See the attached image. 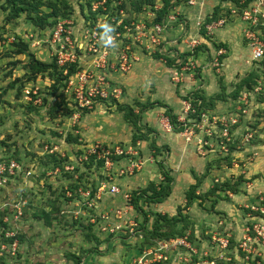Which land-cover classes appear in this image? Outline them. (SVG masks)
Segmentation results:
<instances>
[{
    "label": "rangeland",
    "instance_id": "rangeland-1",
    "mask_svg": "<svg viewBox=\"0 0 264 264\" xmlns=\"http://www.w3.org/2000/svg\"><path fill=\"white\" fill-rule=\"evenodd\" d=\"M68 1L70 18H60L59 20L71 22V24L67 23V28H70L73 38L79 37L83 34L85 25L89 27V24H93L94 19L90 16L87 7L80 3L82 1ZM122 1L128 0H120L118 3ZM205 1L210 2V7L207 11L204 9L205 12H201L199 9L192 25L190 21L188 23L182 22L180 27L174 23L171 30L170 28L167 29L162 36L163 39L165 35L168 36L170 31L174 32L173 38L177 40H173L179 44L183 42L179 49L181 54L186 53L188 48L191 50L190 45L195 38L192 35V29L194 25L196 27V22H200L204 15H206L204 18L208 20L207 16H211L218 5V0H214L215 5L212 0ZM155 2L154 10L156 11V6H163V0H155ZM219 2L221 3L222 0ZM203 4L204 2H201L200 6ZM197 5L198 1L195 0L193 6L196 7ZM151 11L152 9L147 7L143 9L140 15L132 16L124 11V15H121L120 18L124 17V20L130 23L127 25L131 26L132 23L139 24L142 20L150 21L153 16L151 15L150 19L147 17ZM176 13L179 14L177 10ZM7 14L8 12L1 10L0 6V157L17 161L21 171L17 172L15 176L9 177L4 186L0 183V220L8 227L7 229L3 225L0 226V264H76L74 258H77L80 264H264V236L258 235L256 231V226L260 225L261 228H264V223L262 225L261 222L259 223L251 215H248L249 212L253 215L255 212H260L252 211L258 210L259 207L261 211H264V65L261 61H252L253 54L247 55L248 52L245 51L244 54L249 56L250 63H252L251 70L255 69L260 74L258 84L261 91L255 92L254 98L248 95V104H245L244 101L240 102L241 94L239 100L230 102L229 107L217 112V115H238V125L230 130L233 135V142L229 144L232 145L233 151H229L227 155L219 152V142L222 139L217 133L212 138L214 152H210V156L205 157L199 163L200 169L196 172L202 177L206 168L205 165H208L209 162L212 165L218 164L221 166L220 170L222 169V171L214 172L215 168H213L211 177L205 182V186L208 184V187L203 188V184L200 185L198 196L225 182L239 183V193L248 194L247 203L245 202L244 205L243 202H237L234 204L232 213L225 212L224 214L219 205L212 207V204L219 202L218 199L229 197V195L225 192H218L219 194L214 196L209 195L210 199L205 200L202 206L198 205L197 200L194 201V204L189 207L191 209L188 210V207H185L186 193L191 185L196 184L197 179L194 178L193 173L183 172L177 164L175 167L181 171L179 173L189 174V178H192L193 181L185 183V187L177 186L175 182L178 173L175 172L172 176L174 182L169 200L148 208L142 199L140 205L145 213L134 208L126 215V218H130L131 224H133L128 229L134 232V236L127 237L129 234L122 227V232L118 229L113 234L118 235L110 237L101 233L99 226H94L97 224L88 221L84 215L88 210L84 206L72 200H79L77 196L84 191L91 190L94 194L97 190L93 189V186L105 184L106 188L103 195L106 199L104 205L115 207L120 202H116L114 205L115 202L112 203L113 200L108 198L115 197L119 193L110 192L111 183L117 185L118 188L116 189L119 190L115 192H122L121 198L124 201L123 194H129L133 199L132 191L140 187V184L131 185V180L145 178V184H143L145 187L150 183V180L155 181L156 184H160L163 180L156 169V164L154 169L149 168L151 162L146 164L149 161L145 160L146 158H139L146 166L135 171L133 176L120 175L122 164L128 165L133 156L131 153L125 154V150L135 146L131 139L132 129L127 123H124L123 128L122 113L116 108L120 103L124 105L126 100H133L132 94L126 92L128 90L122 83L124 76L121 73L117 74L119 75L117 76L118 81L113 82L123 91L122 97L118 100L120 103L116 104V100L113 99L106 100L108 103L102 107V112H99L97 116V122L98 119L103 120V122H100L98 126L95 123L90 125L93 128L96 126V130L100 134H102L101 132H104L103 134L112 132V136L121 134V139L117 142L114 139L109 143L96 142L97 140H94L92 135L89 136L88 133H85L86 120L90 122L96 119L93 118L92 114L94 109L81 111L73 106L71 97L65 92L67 80L58 86L55 84V90L52 89L53 80L48 75L45 77L39 75L36 80L28 81L25 69L28 57L10 54L12 40L21 38L30 44V50L37 59L50 62L54 47L52 50V45L48 40L53 29L49 28L44 32L34 30L24 17L6 23ZM220 15L225 14L220 12ZM227 18L228 26H232L231 28L235 30L239 29L238 32L244 36L246 26L243 20L245 19H239L238 16L233 17L232 20L228 16ZM195 32H198V29ZM200 33L204 39L202 45L204 46L206 43L214 48L213 44H210L211 41L207 40L208 37L201 31ZM170 39L172 40V38ZM74 40L78 41V38H74ZM212 40H217L215 35L212 36ZM118 42L119 46L128 43L127 40L121 39ZM238 45L243 44L239 42ZM197 46H201V44ZM213 54L214 50L212 49L211 56ZM15 62L18 63L14 64ZM151 79L154 80L155 78ZM171 82L181 84L178 81L172 80ZM151 97L150 95L149 98ZM55 101L60 105L57 109H55ZM129 103L136 105L135 100ZM243 109L248 110V113L244 114ZM178 111H182L181 108ZM153 112L156 118L158 115L157 125L159 128L167 133L172 132L171 129H167L169 120L164 109L158 108ZM183 113L182 111L180 115ZM179 122L181 123L178 119L177 123ZM144 132L147 133L146 130ZM247 134H252L249 141L246 139ZM149 140H154L153 134L150 135ZM138 143L140 142L136 144L138 145ZM116 148L124 151V155L115 157L116 160L122 159L124 162L122 164L117 162L118 169L115 173L112 171L111 176L110 171L102 169L103 165L101 166L99 163L101 160L97 159L93 152L97 151L103 155L108 151L114 152ZM171 157H173L171 153L168 156L167 154L166 156L162 155L166 167L172 170L174 164L171 162ZM228 168H232V171H229ZM146 170H149L151 174L149 179L148 174H141ZM122 181L124 182L122 183ZM84 185H90L91 188L86 189L83 187ZM246 186L250 187V190ZM254 199L258 201L259 205L254 203ZM28 201L32 203L31 206L28 205L30 208H27ZM123 201L121 204L124 203ZM251 204L254 205L250 209ZM179 208L183 211L182 215L188 214L192 221L186 234L191 236L194 231L192 227L195 228L196 242L193 244L190 242V244L197 254H191L188 252L191 249L183 245L179 247L189 250H172L175 242H168L167 248L160 252L157 250L158 245L166 241L159 239L155 245L144 244L141 247L144 239L139 234H142L140 226L144 223L145 214L149 220L148 228L152 229L157 213L162 215L169 213L170 216H176ZM42 210L50 212L49 219L41 216ZM34 214L38 215L34 217ZM125 226L129 227V225ZM166 229V227L161 228L162 232ZM247 229H250L249 234H254L255 239H252L247 245L245 244L246 246L242 249L246 255L235 250L233 254H230L228 248H225L221 243L227 240L226 236H228L233 241L236 239V244L239 242L240 247L243 238L247 235ZM3 231L5 234L2 235ZM15 235L17 236L15 242L17 243L14 242L16 244L14 251L13 246L15 244L10 245L6 239ZM197 237L202 241L199 242ZM185 238L178 237L175 239ZM206 255L209 256L208 259H206ZM140 261L142 262L140 263Z\"/></svg>",
    "mask_w": 264,
    "mask_h": 264
},
{
    "label": "trees",
    "instance_id": "trees-1",
    "mask_svg": "<svg viewBox=\"0 0 264 264\" xmlns=\"http://www.w3.org/2000/svg\"><path fill=\"white\" fill-rule=\"evenodd\" d=\"M80 1H82V2H80L81 4H84L87 7V9L89 10V14H90V16L93 17L94 21H96L98 19V17L103 13L109 14L110 16L115 17L117 20H119L120 16L122 15L120 13V10L126 11L132 16V15H138V14L140 15L142 13L143 9L150 7L152 9V11L155 13L154 23L162 22V20L165 18V16H167L173 9H176L179 12L177 21L180 23H182V22L184 23V19L187 16V9L189 6H191L188 4L189 0H184V1L183 0H163V3H162L163 6L160 9L155 11L154 10L155 3H156L155 0H128V1H122L121 3H118L120 0H116V1L115 0H108V2L106 4L107 9L105 11L102 10L101 7L97 11H91L92 5L94 3L101 1V0H80ZM222 2H224L225 4L220 6V3H219V5L216 6L213 14L207 18L208 19L207 21L210 22L212 20H218L219 18L224 17V16L226 18L228 16L230 18V20H232L233 17H235L233 15L234 13L232 12V10L236 9L237 12L240 13L242 8H246L247 6L250 5V2H247L245 5H240L239 0H222ZM0 3H1L0 4L1 10L8 12L6 19H5L6 23H11L13 21H17L20 17H24L27 21H29L31 26H33V29L37 30V31L39 30V32H44V30H47L49 28L53 29L55 24H57V22L60 18H65V19L70 18V6H69L68 0H0ZM111 5H113V7H111ZM220 12L224 13L225 15H220ZM95 23L91 24V25H95ZM107 23H110L115 28V31L111 34L112 36H114L118 33L125 32L124 25L130 24V23H128L127 20H124V23H122V25H117V22H112L110 20H108ZM227 25L228 24L226 22L225 27ZM245 26H243V27H245ZM251 29L253 30L254 27H251ZM98 30H99L100 37H101L103 29L100 27V28H98ZM50 31H51V29H50ZM164 33H162L161 39H162V36ZM202 33L205 34L204 29L202 30ZM74 38H78V37H74ZM242 38H243V41H244L246 48L249 49L247 52H248V54H250L251 49L248 47L249 40L246 39L244 36H242ZM120 39L121 40H127L126 38H122V37L117 38V43H118V40H120ZM164 40L165 39L163 38L162 39V45L160 46V49H162L161 53L159 52V50H156V52H154V53H152V52L147 53L145 51L141 52V53L151 55L156 60L165 59V63H163L162 61L161 62L159 61V62L164 67H166L168 70H170V74H171L172 71L175 69L180 70V67L176 63L174 58H172V57L170 58V56H168L169 54L167 55L168 52L166 51V49L164 50V48H163ZM207 40L211 41V43L213 44L214 47H216L217 50L220 48H223L226 50V53L219 57V66H220L222 64V61L224 59L228 58L227 46L225 43H217V41L212 40V37L211 38L208 37ZM11 47H12V49L10 51L11 55H15V56L26 55L28 57V62L25 64V69L27 71L26 78L28 81L36 80L39 75H42L44 77L48 75L50 77V79L53 80L54 84L52 86V89L55 90L56 89L55 84H57V86H58L60 83L62 84L63 81H66V80L68 81L70 79L71 75L76 72L78 65H71L68 68L69 74L66 76L63 75L64 69L60 68L58 66V64L56 62V56L55 55H52V59L50 60V62H45V61H41V60L37 59L35 57V55L33 54V52H31V50H30V44L21 38H16V39L14 38V41L12 42ZM201 48H203V45L201 47L199 46L195 50L197 51ZM261 62L264 65V59ZM17 63L18 62H15L14 64H17ZM10 64H12V63L10 62ZM244 75L245 76L239 77V79H236L235 81H233L234 86H232L233 90L231 89L230 93H226L227 87L221 83L220 92L215 94L212 97L206 96L204 92L201 93L199 90L183 96L182 99L189 101L193 107V110H194V113H189V115L187 117L188 120H191L192 122H189L188 124H186V126H184V124H182L180 122L177 123L179 116H178V113H175V111L172 107H169L165 103H162L159 101L152 102L149 100L144 104L136 101L135 102V104H136L135 108L132 107L131 104H127V103H125L124 105H121V103H120V105L116 107L122 113L123 120H125V122L132 129L131 139H132L133 144H135V146H133V147L135 148V150L139 149V151H138L139 154L136 158H146L145 160H149L148 162L151 161V159L149 157L150 153L147 151H143L144 149L140 148V145L142 142H144V143L147 142L149 144V146L147 145L146 148L153 150V154H152L153 156H155V157L159 156L160 157L159 158L160 160L157 159L154 164H156V166H157L156 169L159 171L158 173L163 177V180L160 182V184H156L155 181L150 180V183L147 184L146 187H143V188L139 187L138 189L132 191L131 194L133 196V199L131 197V202H129V203H132V205L134 206V208H136V210H139L142 213L144 212L143 207H141V205H140V200H142V199H144L143 202H145V204L147 205L148 208L152 207L154 205H157V204H163L164 201L169 200L170 195H171L172 190H173L172 184L174 182V179L172 177L173 176V174H172L173 170L166 167V163L164 162V159L162 158V155H164V156H166V154H167V156L170 155V148L168 146L159 147L155 140H153V141L149 140L150 135L151 134L154 135L156 130L153 129L152 127H150L147 123H143L144 114L147 113L148 111H152V110H155L157 108H163L165 111V115H166L167 119L169 120V123L172 127V131H174L176 133H182L185 129L191 128L193 122L199 123L203 113H209L210 111L215 110L219 102L237 101V100H239L241 94L243 95V93L252 92L254 90V88L259 85L258 79L260 78V74L257 70H255V69L250 70L249 69L247 72L244 73ZM67 81H66V84H67ZM55 94H57V93H55ZM117 103L118 102L116 100V104ZM54 105H55V109H57L60 106L57 101L54 102ZM137 110H138V112H137ZM225 115H227V114H225ZM144 130H146L147 133H145ZM142 133H144V135H142ZM195 134L196 135H194L193 137H197V146H198V140L202 136L197 129H196ZM137 142H140L139 145L136 144ZM130 147H132V146H130ZM228 148H229V151H233V147L231 144H228ZM116 149L111 154L106 155V157L108 156L112 160H114L116 162H120V159H119V161H117L115 158L117 156L115 154ZM208 149H210V148L208 146H205L204 150H205L206 155L210 153ZM128 150H129V147L125 150V152H128ZM199 154H200V152H199ZM96 156H97V159H99L98 155H96ZM200 156L203 157L202 154H200ZM99 160H101V162H99V163L102 166L104 164L105 159L102 158ZM211 165L212 164H210V162L208 165H205L206 168L204 169V174L202 175V177L200 175H198L195 171H192V173H193L192 175L194 176L195 179H197V182H196V184L191 185L189 187L187 193H186V206L185 207H188V210L191 209L189 207H191L194 204V201L197 200L199 202L198 205L202 206V204L205 200L208 201L210 199L209 195L214 196L218 192H225L228 195L229 194H233V195H240L241 194V193H239L240 191L238 189V186L240 185L239 183L231 184L230 182H225V183H222L220 185L215 186L213 189L206 192L205 194L198 196L199 195L198 188L200 187V185L203 184L202 185L203 188L208 187L207 186L208 184H206V186H205V182L207 181V179H209V177H211L210 175H211V172L213 171V168L214 167H217V168L221 167L216 163L213 164L212 166ZM145 166L146 165H144L143 167H145ZM216 182H218V181H216ZM83 187H85L86 189H89V187L91 188L90 185H88V186L84 185ZM97 187H98V185L93 186V189L97 190ZM219 188H220V191H219ZM81 194L77 196L79 200L73 199L72 201L73 202L76 201L77 203H80L81 206H83L84 205L83 204V197ZM121 195H122V192H121ZM121 195H117L115 197H111L108 199H112L113 200L112 203L115 202V203H113L114 205L116 204V202H120L115 207H123L125 205V203H126V205L128 203L123 201L124 203L121 204L122 203ZM114 198H118V199H114ZM228 198L229 197L218 199L220 203L214 202L212 204V207H214L215 205H219V208H221L220 210L223 211L224 214H225V212L226 213H232L234 204H237V202H239V203H242V202L240 200H232L231 198H229V200H228ZM105 199L106 198L103 197V199L101 201L100 208L98 210L102 211L104 209L109 208V206L106 207L104 205ZM123 199H124V195H123ZM220 200H222V201H220ZM256 201L257 200L254 199V203L258 204V201L257 202ZM28 205L31 206L32 203L28 201L27 208H30ZM253 205L254 204L250 205V209ZM260 205L262 206L263 204H260ZM149 211H151V210H149ZM252 211H260V212H255L254 215H253V213L249 212L248 215H251L254 218V220L261 222V223H264V213L261 212V208L259 207L258 210H252ZM182 212H183L182 209L179 208L178 214L176 216H170L171 214H169V213L163 214V215L160 213H157L156 218L153 222L152 229L148 228V221L149 220H148V216L145 214L144 223H142L140 226V231L142 232V234H139L144 239V242L142 243L141 247H143L144 244L155 245L158 242L157 239H159L161 241L169 242L171 239H175L178 237H182V238L186 237L189 242H191L192 244L195 243L196 242V237L194 234L195 228L192 227V229L194 231L192 232L191 236L186 234L187 231L189 230L190 224L192 223L191 218L188 214L185 216L182 215ZM37 215L38 214H34V217H36ZM41 216L46 218V219H49L50 218V212L42 210ZM97 223L101 224V221L98 219ZM98 224L94 225V226H99L100 232L106 235L105 232L101 231L102 226H100ZM1 225H3L4 227H7L6 224H3L2 220H0V226ZM90 227H91V225H90ZM163 227L167 228L165 230L166 232L165 231L162 232L161 228H163ZM7 229H8V227H7ZM137 231H139V230H137ZM3 234H5L4 231H3L2 235ZM109 236L111 237V235H109ZM129 236L130 235H127V237H129ZM226 238L228 241L227 248L230 251V254H233L234 253L233 251L235 250L236 252H242L243 255H246L245 252H243L242 248L239 247L240 243L238 242V244H236V239L233 241V239L232 238L230 239V237H228V236H226ZM6 240H8V243L10 245H12V244H14L15 240L17 241V236L15 235L11 238H7ZM197 240L199 242L202 241L201 239H199V237H197ZM179 250L188 251V249H184L181 247L176 248V251H179ZM188 252H190L191 254L192 253L194 254V252H191V251H188ZM207 255H209V254H207ZM207 255H206V259H208V257H209ZM70 257H71V255H70ZM235 257H237V256H235ZM74 259H75L76 264H80V261H78L77 258H74Z\"/></svg>",
    "mask_w": 264,
    "mask_h": 264
},
{
    "label": "built area",
    "instance_id": "built-area-1",
    "mask_svg": "<svg viewBox=\"0 0 264 264\" xmlns=\"http://www.w3.org/2000/svg\"><path fill=\"white\" fill-rule=\"evenodd\" d=\"M107 2L108 0H101L94 3L91 11H97L100 7L105 11L107 9ZM194 2L195 0H189L188 4L193 6ZM247 2H250V5L246 8H242L240 13H238L236 9L232 10V12L235 17L238 16L239 19H245L243 20V23L246 25L244 37L249 40L248 47L251 49V54H253L252 61H262L264 59V0H239L240 5H245ZM160 8L161 7L156 6V10ZM120 13L124 15L123 10H120ZM151 15L153 17L148 22L142 20L139 24L132 23L131 26L124 25L125 32L112 36L115 47L111 48L104 45L98 28L108 20L117 22V25H122V23H124V17L117 20L109 14H101L96 21H93V24L96 22L95 25L89 24V27L85 25L83 34L78 37V41L74 40L72 37L73 33L70 31V28H67L68 24H71V22L58 20L57 24H55L53 30L50 32L48 42L52 45V50L54 47L53 55L56 56L58 66L64 69L63 75L66 76L69 74V66L78 65L76 72L71 75L65 88V92L71 97V102L76 109L91 111L99 102H104L108 99L118 101L122 97L123 91L113 83L114 81L111 75L120 73L126 74L132 70L134 64L140 60V51L154 53L156 50H159L160 53L162 52V49H160L162 45L161 35L177 22L178 15L176 9H173L165 16L162 22L159 23H154L155 13L153 11L149 13L147 19H150ZM226 22L228 21L225 16L210 22L204 17L200 22L197 21L194 29H198L199 37L192 40L193 43L190 45L191 49L193 50L198 47L197 45H200L202 40V38H200V31L202 32L204 29L205 36L211 38L218 30L225 27ZM251 27H254V29L252 30ZM121 37L127 39L128 43L126 45H118L119 42L117 43V38ZM225 53L226 50L223 48L216 50L213 57L215 67H219V57ZM184 64L185 63L182 62L180 65L183 67ZM194 64L193 62L186 63V71H190V68L195 67ZM179 73L175 71L173 76L174 81L181 77ZM260 91L261 87L258 85L254 89V92ZM248 95V93H243L240 102L244 101L245 104H248ZM183 104L184 113L180 115L178 119L186 126V124L192 122L188 120L187 117L189 113H194V110L189 101L185 100ZM243 113L247 114L248 110L243 109ZM238 123V115L228 116L225 114L217 115L203 113L199 123L193 122L191 128L184 130V135L187 137V140H190L191 137L196 135L195 132L197 129L202 136L198 140V151L205 156V146L210 148L209 152H214L212 138L218 133L219 138L222 139L219 142V152L223 155H227L229 153L228 144L233 142V135L230 130L236 127ZM218 127H220V129H217ZM167 129L172 130L170 123L167 125ZM247 135L248 137L246 139L249 141L252 138V134ZM134 150L133 148H129L128 152H125V154L131 153L133 156L130 158L128 165L125 166L122 164L120 175L133 176L135 171H139L144 166V162L136 158L139 154L138 150ZM93 153L98 155L99 159H105L102 169L110 171L112 176V171L115 173L118 166L116 161L108 156L106 157V155L111 153L109 151L105 152L103 155L97 153V151ZM115 154L117 156L124 155V151H120V149L117 148ZM19 171H21V167L17 161L0 158V183L3 184L2 186L5 185L4 183L8 181L9 177L15 176ZM111 180H113V178H111ZM110 185H112L110 190L111 193H119L118 195H121V192H115L119 190L116 189L118 188L117 185L114 183ZM105 188V184H101L97 187V191L94 195L91 190L84 191L81 194L83 197V206L88 210L84 215L92 224H98L97 220L99 219L101 221L100 226H102L101 231L105 232L106 235L115 237L118 235H113L116 233L115 231L118 229L121 230L123 227L131 237L134 232L132 230L129 231L130 229L128 228L133 226V224H131L130 218H126V215L134 210L132 203H129L131 202V196L129 194H123L125 199L124 202H127V205L125 203L123 207L117 208L112 206L101 211L98 210L100 208L98 205L101 204L104 197L103 192ZM261 212L264 213V211ZM125 225H129V227ZM246 231H248L247 237L245 236L243 238L242 245H240L242 249H244V246H246L248 242L255 239L254 235L249 234L250 229ZM256 231L258 235L264 236V228H261L260 225L256 226ZM120 232H122V230ZM169 242H175L172 250L183 245L191 249V252L196 253V250L191 247L187 238L171 239ZM167 243L168 242H163L159 244L157 250L163 252L162 250L168 246ZM14 244H12V246ZM221 244L226 248L228 241L224 240ZM13 250H16V244L13 246ZM141 262L142 261H140V263Z\"/></svg>",
    "mask_w": 264,
    "mask_h": 264
},
{
    "label": "crops",
    "instance_id": "crops-1",
    "mask_svg": "<svg viewBox=\"0 0 264 264\" xmlns=\"http://www.w3.org/2000/svg\"><path fill=\"white\" fill-rule=\"evenodd\" d=\"M197 1H198V5L196 7L194 6L188 7L187 9L188 18L184 20L185 23H188V21H190L192 25L193 19L196 16L195 14L198 13L199 9L202 12L204 9L205 11H207L208 8L210 7V4H209L210 2H206L205 0H197ZM201 2H204L203 6H200ZM212 3L215 5L214 0H212ZM217 3L219 5L220 3L219 0ZM223 4L225 3L221 2L220 6H222ZM204 17H206V15H204ZM207 17H210V16H207ZM176 23L178 27L182 25V23L180 22H176ZM194 27L192 29V26H191V29L193 30L192 35H194V37L197 38L199 37V33L195 32ZM231 27L232 26L227 25L223 29L218 30L215 34L217 43L218 42L225 43L227 46V50H228V58L224 59L222 61V64L219 67L214 66L213 57L217 50L215 49V47L212 48L209 44L205 43V46H203V48L197 51L195 49L198 48L199 46L193 50L192 49L190 50V48H188V51L186 53L184 52L181 54V51L179 49L183 42H181V44H179L178 42H175L177 39L173 38L174 32L172 31L169 32L168 36L166 35L164 36V39L166 40H164L163 42V48L164 50L166 49V51L169 54L168 56H170V58L172 57L175 59L176 63L180 67V70H177V69L173 70L171 73L172 75H171L170 70H168L166 67H164L160 63L161 61L165 63V59L156 60L151 55L143 54L140 52V60L134 64L132 70H130L125 75L122 74L124 76V80L122 83L124 87H126V89L128 90L126 92H128L129 94H132L131 98H133V100L132 99L126 100L127 102L125 103L131 104L129 102H132L134 100L136 102V98H137V102H141L143 104L149 100L152 102L160 100L162 103L165 102L166 105H168L169 107H172L175 113H178V116H180L184 108L183 102L185 101L182 99V97L185 95H188L194 91L199 90L201 93L204 92L206 96L212 97L215 94L220 92L221 83L227 87L226 93H230L231 89H233L232 86H234L233 81H235L236 79H239V77H242L245 72H247L249 69L251 70L252 68V63H250L249 56H247L249 54L247 55L244 54L246 53L245 51L246 50L248 51L249 49L246 48L244 44L242 34L238 32L239 29L235 30L234 28H231ZM240 29L241 30L243 29L241 27V24H240ZM170 30H171V27H170ZM170 38H172V40ZM200 38H202L201 34H200ZM203 42H204V39L201 40V43H200L201 46ZM239 42H241V44L243 45L239 46L238 45ZM212 49L214 50L213 56H211ZM182 62L185 63L183 67L180 65ZM190 62L195 63L194 64L195 67L190 68V71H186L185 69L186 63H190ZM175 71H178V73L180 72L179 74L181 75V77L176 81L181 82V84H174L171 82L173 80ZM128 75L130 76L127 77ZM117 76L119 75L117 74L111 75V78L113 79L114 82L118 81ZM153 77L155 78L154 80L151 79ZM142 81H144V83H141ZM125 84L128 86H126ZM152 85H156V86L152 88L150 87ZM256 93L253 90L252 92H249L248 94L254 98V96H256L255 95ZM150 95L152 96L151 98H149ZM117 102L120 103L119 101ZM107 103L108 102L106 101L104 102L102 101L96 104L94 110L92 111V114L94 116L93 118H96L95 121L88 122L86 120V123H85L86 125L85 133H88L89 136L92 135L93 139L97 140L96 142L109 143L111 140L115 139V142H117L119 139H121L120 138L121 134L112 136L113 134L112 132L109 134H103L104 132H101L102 134H100L96 130L97 129L96 126L100 125V122L101 123L103 122V120L101 119H98V122H97V116L99 115V112H102V107L106 105ZM230 105L231 104L228 101L219 102L216 109L213 111H210L209 113L217 114L219 110L221 111L222 109H226ZM131 106L135 108V105L131 104ZM180 108L182 111L179 112L178 110ZM153 111H156V109L152 111H148L147 113L144 114V121L150 127L156 130L157 133L155 132V134L153 135V139L157 142V145L159 147L168 146L170 148L171 156H173L171 157V162L174 164L172 165L173 166L172 174L174 175L175 172L178 173L176 174L177 179L175 183L177 186L185 187V183L189 181L192 182L193 179L189 178V174H180L179 172L181 171H178V169L175 166L178 164L179 168H181L182 171L185 173H192L193 170L195 172H198L200 169L199 163H201L202 160L205 159V157L210 156V155L205 154V156L203 157L200 156L197 150L198 149L197 137H191L189 141L187 140V137L184 135V131L182 133H176L174 131L167 133L164 130L160 129L159 125H157L158 124L157 120H159L157 119L158 115L156 118V115H154ZM122 122H123L122 125L124 128V125H125L124 123L126 122L125 120H122ZM93 123H95V125L97 124L94 128L90 126ZM92 137L90 138L92 139ZM147 145L149 146L147 142L146 143L142 142L140 145V148L144 149L143 151H147L150 153L149 157L151 159L150 161L151 164L149 165V168L152 167V169H154L153 168L155 166L154 163L160 157L153 156L152 155L153 150L146 148ZM132 148L135 149L134 147ZM123 162L124 161L121 159L120 163L122 164ZM150 162H147V163H150ZM214 168H215L214 172L222 171V169L220 170V168H217V167H214ZM228 170L232 171V168H228ZM141 174H148V179L151 176L149 170H146V172H142ZM123 182L124 181H122V183ZM144 182H145V178H140L139 180L138 179L131 180L130 184L135 185V186L140 184V188H143L145 187L143 185L145 184ZM246 187L250 190V187L248 186ZM247 196L248 194H245V193H241L240 195L229 194V197L232 200H240L241 202H243L244 205L247 203V199H249Z\"/></svg>",
    "mask_w": 264,
    "mask_h": 264
},
{
    "label": "clouds",
    "instance_id": "clouds-1",
    "mask_svg": "<svg viewBox=\"0 0 264 264\" xmlns=\"http://www.w3.org/2000/svg\"><path fill=\"white\" fill-rule=\"evenodd\" d=\"M100 27L103 29L101 39L103 40L104 45L110 48L115 47V43L111 35L115 31V28L107 22L101 24Z\"/></svg>",
    "mask_w": 264,
    "mask_h": 264
}]
</instances>
